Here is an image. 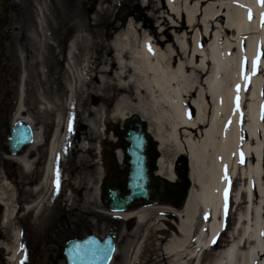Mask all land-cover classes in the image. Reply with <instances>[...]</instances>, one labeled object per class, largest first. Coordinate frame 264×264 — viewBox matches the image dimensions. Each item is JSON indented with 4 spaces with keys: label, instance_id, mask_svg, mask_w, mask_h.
<instances>
[{
    "label": "bare ground",
    "instance_id": "bare-ground-1",
    "mask_svg": "<svg viewBox=\"0 0 264 264\" xmlns=\"http://www.w3.org/2000/svg\"><path fill=\"white\" fill-rule=\"evenodd\" d=\"M208 1L196 0V6ZM55 2L61 9H68L71 16L63 31L70 40L64 65L65 91L49 96L38 88L35 93L38 111L53 119L41 187L54 189L55 161L73 134L75 124L80 121L82 124L89 110L102 117L106 114L102 108L114 102L113 117L125 120L128 113L123 114L122 110L127 109L137 112L147 122L148 132L161 154L156 164L157 174L175 180L174 160L177 156H185L192 184L182 210L175 212L159 205L116 215L146 225L141 241L126 264H264L261 161L264 0H215L205 6L203 31L194 33L192 47L188 49L184 41L175 38L176 47L183 54L188 49L186 62L175 59L172 47L165 45L164 40L155 41L145 33H137L133 23H127L109 43L111 49L107 51L105 41L99 43L98 38L102 21L115 22L110 11L100 7L99 14L92 17L85 14L79 18L74 15L71 0ZM109 3L114 5L115 2L109 0ZM163 4L172 16L184 14L185 24L192 29L194 6L183 0H163ZM48 7L46 0H37L35 5L42 40L51 38L59 27L57 22L46 20ZM218 18L223 19L222 25L218 26ZM172 28L178 33L184 26L175 24ZM206 38L209 42L203 45L201 42ZM50 44L56 49L52 39ZM37 45L42 49L45 42H37ZM254 61H257L255 72ZM42 78L41 75L39 79ZM51 81L55 85L54 79ZM132 98L139 101L133 107ZM20 113L19 105L15 119L21 117ZM26 120L31 123L30 118ZM78 130L80 132V128ZM40 140L41 133L37 131L33 144ZM87 145L85 142L83 148ZM122 154L119 148V162ZM165 156L172 157L167 160ZM12 159L23 172H34L36 161L27 153ZM23 184L30 188V181ZM5 185L9 186L7 182ZM30 189L36 193L40 191L39 185ZM12 199L8 190L2 192L0 230L9 229L12 245L5 244L2 248L8 256L7 261L18 264L19 235L11 222ZM41 201L35 200L32 207L37 220ZM159 213L173 215L178 221L177 235L164 240L163 247L159 248L160 257L148 250L156 245L152 232L162 225ZM200 213L198 226L196 219ZM227 217H230L231 232L224 238Z\"/></svg>",
    "mask_w": 264,
    "mask_h": 264
},
{
    "label": "rangeland",
    "instance_id": "rangeland-1",
    "mask_svg": "<svg viewBox=\"0 0 264 264\" xmlns=\"http://www.w3.org/2000/svg\"><path fill=\"white\" fill-rule=\"evenodd\" d=\"M46 1L51 3L45 12L46 20H53L60 27L55 31L54 36L52 35L56 40V43L53 41L56 49L50 44L51 38L49 36L44 37V40H42L39 35L35 12L37 0H10L9 7L6 9L8 21L5 22L2 30H0V59L5 58L4 43L10 42L9 56L4 64H1L0 60V197L2 192H7V190L8 193H12L14 212L11 222H13L14 228L15 226L18 227V222H25L29 226L33 236L32 252L36 264H64L59 249L52 250V241L55 248L58 246L60 248L64 240L68 238L82 237L89 233L105 236L112 228L117 231V239L115 254L110 264H126V261L132 256L133 251L141 241L146 225L138 224L135 219L123 220L109 213L98 193L102 158L95 154L96 150H98L96 145L98 141H102V138H105L103 140L108 142L110 140L109 137L114 135L115 131L120 130L124 122V120L113 117L114 102L102 108L106 111V114L102 117L95 111L91 112L89 110L83 123L81 124L80 121L75 124L73 134L70 136L67 148L64 151L67 159H64L62 165H58V168L56 165L53 173L54 189L52 187L49 188V186L43 189L40 185L47 157L46 145L52 136L50 131L53 128V119L49 114L38 111L35 93L38 88L49 96L65 91L63 80L64 65L70 40V36L68 37L63 32L67 26L65 25L67 18L70 16L68 9H61L55 0ZM71 1L75 10L74 15L79 18L85 15V11H89V15L93 16L94 10L99 5L103 7L104 11L111 12L110 17L115 22L109 19L104 20L103 27L101 26V35L98 38L99 43L105 41L107 44L105 49L107 51L111 49L109 43L113 41L116 35L121 33L127 23H133L134 28H137V33H145V35H149L155 41L164 40L165 45H168L169 48L172 47L174 53L172 55H176L175 59L182 62L188 60V49L192 47L194 33L203 31L202 21L204 19L203 10L205 6L215 3V0H209L205 3L200 2L196 6V0H183L190 3L191 7L194 6L193 26L190 29L184 22V14H182V17L181 15H170L164 7L163 0H114V5H110L109 0H87L85 4L80 2V0ZM175 24L184 26V28L180 32L174 33L172 26ZM217 24L218 26L222 25L223 19L218 18ZM208 25L211 29L212 22L209 21ZM175 38H177L176 40L179 39L180 42H185L188 49L184 54L176 47L177 41ZM3 39L4 42H2ZM43 41L45 45L41 49L38 47L37 42ZM203 42H201L203 45L208 43V38L204 39ZM41 55H49V59L51 58L52 69L49 68L50 73L48 75H50V79H54L55 85L53 87L46 84L43 78L39 79L38 66ZM101 60L102 58L100 57L98 62L100 63ZM198 60L199 57H197ZM51 71L53 74H51ZM8 92H11L10 99L7 98ZM138 102L132 98V107L135 104L137 105ZM8 104L10 108L6 112L5 107ZM98 104L99 102L95 103V106ZM17 105H20V116L25 119L27 117L30 118L34 131H40L41 133V140L38 144H33L26 150L28 157L36 161L33 173L23 172L17 161L10 157L3 146L7 128L15 119L13 115ZM132 111L123 109L122 113H128V118L133 115L139 116L137 112ZM190 115H193L191 107ZM85 142L88 143V147L83 148ZM261 142L262 173L264 174V136L261 137ZM165 157L170 160L172 156ZM105 159L103 156V160ZM107 163H109V158ZM173 164L175 169H178L177 173L179 176H182L186 167L185 156H177ZM21 178H24V180L21 181ZM29 181L30 188L39 185L40 191L36 193L30 191V188L27 189V185L23 184V182L29 183ZM5 182L9 184L8 187ZM3 187H6L7 190H4L5 188ZM35 200H42V205L38 212L39 220L36 219V221H34V215L36 216V214L32 208ZM262 200L264 201V198ZM163 207L170 206L166 205ZM262 214L264 217V210H262ZM155 215L157 214L153 216ZM158 216L160 218L159 223L162 224L158 228L160 230L165 227L163 224L164 220H169L171 215L167 216L164 213H159ZM229 220L230 217H227L224 238L231 232V222ZM1 224L0 222V228ZM196 225L199 226V218L196 219ZM158 230L153 231L151 234L152 240H154V243L156 242V245L148 247V250L156 252L160 257L159 248L163 247L165 241L159 235ZM47 231L49 234L52 231L53 233H51L50 237L45 238ZM173 235H177L176 231H174ZM11 243L12 239L9 229L0 230V264H10L7 261L8 256L2 247L5 244L9 247L12 245Z\"/></svg>",
    "mask_w": 264,
    "mask_h": 264
},
{
    "label": "water",
    "instance_id": "water-1",
    "mask_svg": "<svg viewBox=\"0 0 264 264\" xmlns=\"http://www.w3.org/2000/svg\"><path fill=\"white\" fill-rule=\"evenodd\" d=\"M126 126L128 130L123 134L125 136L123 140L129 169L122 187L125 195L122 197L121 190L114 184L106 189L104 195V203L115 212L129 209L137 203H147L154 195V189L159 183L157 179L151 177L149 172L145 147L150 143V137L144 131V124L137 117H133L127 121ZM31 136L28 126L16 123L5 145L11 153L18 152L31 142ZM159 186L168 191L169 185H163L161 182ZM184 197L183 194L181 200ZM113 237L114 234H111L103 241H98L90 236L83 241L67 243L63 250L66 264H108L114 250Z\"/></svg>",
    "mask_w": 264,
    "mask_h": 264
},
{
    "label": "flooded vegetation",
    "instance_id": "flooded-vegetation-1",
    "mask_svg": "<svg viewBox=\"0 0 264 264\" xmlns=\"http://www.w3.org/2000/svg\"><path fill=\"white\" fill-rule=\"evenodd\" d=\"M0 1H3L4 3L7 0H0ZM3 3L0 5V7L3 6ZM0 26H2V22H0ZM109 149H111V147ZM109 149L105 148L103 151V154L105 155L106 159H108V156H109L108 154H110ZM18 229L20 232L21 250H24L26 254L25 264H36L34 256H33V252H32L33 236H32V232H30L29 226L25 222H21V223L18 222ZM51 233H53V231ZM51 233L50 234L48 233L47 235L51 236ZM51 248L53 251H55V249H59V246L55 248L54 242L52 241Z\"/></svg>",
    "mask_w": 264,
    "mask_h": 264
},
{
    "label": "snow or ice",
    "instance_id": "snow-or-ice-1",
    "mask_svg": "<svg viewBox=\"0 0 264 264\" xmlns=\"http://www.w3.org/2000/svg\"><path fill=\"white\" fill-rule=\"evenodd\" d=\"M256 64H257V61H254L253 62V72H255V70H256ZM69 131H71V121L69 122Z\"/></svg>",
    "mask_w": 264,
    "mask_h": 264
}]
</instances>
